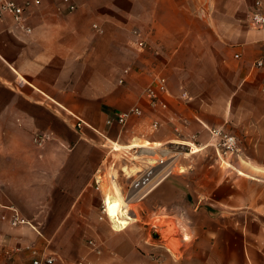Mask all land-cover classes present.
Returning <instances> with one entry per match:
<instances>
[{"label":"crops","instance_id":"1","mask_svg":"<svg viewBox=\"0 0 264 264\" xmlns=\"http://www.w3.org/2000/svg\"><path fill=\"white\" fill-rule=\"evenodd\" d=\"M12 1L31 3L30 31L0 19V264H31V249L56 254L54 264H89L95 179L119 151L209 142V129L223 128L264 159V68L254 65L264 29L249 23L258 0H70L74 10ZM135 108L141 115L124 126L107 125ZM70 113L89 127L77 129ZM258 190L223 201L240 218L238 243L210 247L207 264H264ZM162 192L177 194L168 184ZM15 214L27 223L12 226Z\"/></svg>","mask_w":264,"mask_h":264},{"label":"rangeland","instance_id":"2","mask_svg":"<svg viewBox=\"0 0 264 264\" xmlns=\"http://www.w3.org/2000/svg\"><path fill=\"white\" fill-rule=\"evenodd\" d=\"M232 134L239 150L226 156L219 153L217 142L196 139L155 150L127 151L126 155L119 151L118 163L103 178L102 200L94 212V235L82 240L87 250L83 263L207 264L210 247L225 240L237 246L240 218L222 203L231 196L240 199L242 192L249 196L256 189L264 192V173L257 169L264 166V159L252 157L256 144H247L239 134ZM170 166L169 175L145 198L123 208L124 216L117 214L116 208L110 210V199H120L117 187L125 199L140 195ZM167 184L173 185L177 194L162 192ZM245 184L247 189L236 191ZM129 215L134 218L122 229L118 217L122 220ZM91 242L100 253L93 251Z\"/></svg>","mask_w":264,"mask_h":264},{"label":"built area","instance_id":"3","mask_svg":"<svg viewBox=\"0 0 264 264\" xmlns=\"http://www.w3.org/2000/svg\"><path fill=\"white\" fill-rule=\"evenodd\" d=\"M69 4V9L74 10L76 8L75 5L71 4L70 0H64ZM38 3V2H37ZM31 7V3L27 2L24 5H18L12 0H0V19H3L6 15H10L21 29H24L26 31H30L29 28L25 26L26 21V12ZM249 23L256 28L264 29V0H258L254 6L252 7L250 14H249ZM255 68H264V53L262 56L255 62ZM147 96L151 101L152 105L158 104V96L156 95L155 91L153 89L147 90ZM71 117L75 120L74 124L77 129H82L84 127H89V125L80 117L70 113ZM141 111L140 109H131L128 112L122 113L117 115L114 118H110L107 121V125L111 126L113 123H118L119 125L124 126L130 117L132 116H140ZM212 141L217 142L216 146L218 148L219 153H221V156H226L229 154H234L239 149L237 147V138L227 132L223 128H211L209 129ZM35 141L42 143L45 140L48 139L47 135H36ZM161 163H164L162 160ZM105 172H100L96 179L95 184L98 187H101L103 183V178L105 177ZM99 190H101L99 188ZM103 211L104 213H107V208L105 207V202L103 201ZM27 222L20 218L18 214H15L11 224L12 226H19V225H25ZM93 245V251H96L97 253H100L101 251L98 249V246L94 244V242H91ZM31 264H54L57 260V255L45 251V250H39V249H31Z\"/></svg>","mask_w":264,"mask_h":264},{"label":"bare ground","instance_id":"4","mask_svg":"<svg viewBox=\"0 0 264 264\" xmlns=\"http://www.w3.org/2000/svg\"><path fill=\"white\" fill-rule=\"evenodd\" d=\"M172 168L171 166L168 167L165 171L164 174H162L149 188H147L145 191H143L140 195L137 196H133L131 198L125 199L121 193L120 188H117V194L119 195L120 199L117 198H111V202H110V210L113 211L115 208L117 209V214L118 213H122L123 212V208L129 206V203L135 201V200H139V199H143L147 196V194L154 189L158 184H160L162 182V180L169 175V173L171 172ZM120 200V201H119ZM121 202V203H120ZM110 212V211H109ZM122 216H124V213H122ZM120 217H118L117 222L122 226V229L126 228L129 224L130 221L134 218L133 216L129 215L127 216L125 219H119Z\"/></svg>","mask_w":264,"mask_h":264}]
</instances>
